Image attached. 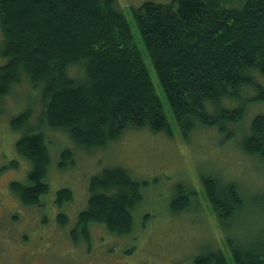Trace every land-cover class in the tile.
Listing matches in <instances>:
<instances>
[{"label":"trees","instance_id":"1","mask_svg":"<svg viewBox=\"0 0 264 264\" xmlns=\"http://www.w3.org/2000/svg\"><path fill=\"white\" fill-rule=\"evenodd\" d=\"M132 15L181 133L217 126L230 138L247 107L264 103V0L144 1ZM0 30V55L6 59L0 66V99L26 75L42 108L37 118L26 109L11 119L19 133L15 153L29 164L31 187L12 183L25 204L35 205L49 189L52 141L46 130L66 133L81 149L115 141L128 127L170 135L117 0H0ZM242 143L245 154L264 163V114L253 116ZM59 151L58 167L71 165L73 151L65 146ZM199 178L221 225L253 204L232 180L210 173ZM89 186L86 207L69 233L74 245L90 246V228L97 224L111 235H129L131 213L147 181L109 169L92 177ZM175 190L170 211L178 213L190 207L196 192L182 185ZM56 195L58 206L72 199L65 187ZM257 198L258 209L264 191ZM56 218L62 227L68 224L65 213ZM227 243L234 264H264V238L245 243L229 237ZM193 264L226 261L215 250L197 255Z\"/></svg>","mask_w":264,"mask_h":264},{"label":"rangeland","instance_id":"2","mask_svg":"<svg viewBox=\"0 0 264 264\" xmlns=\"http://www.w3.org/2000/svg\"><path fill=\"white\" fill-rule=\"evenodd\" d=\"M117 1L158 95L170 126V135L163 131L152 132L145 127H128L115 141L102 147L81 149L67 138L66 133L45 129L52 141V164L47 171L49 189L44 201L53 211L47 213L46 221L40 227L36 221L41 219L43 204L24 211L15 231L1 237L5 262L20 264L21 259L26 263L24 256L21 258V251L26 246L17 248L13 240L21 231L44 230L52 239V248L46 255L50 264H193L197 255L215 250L224 254L226 264H234L227 238L245 243L264 238V205L257 209L255 202L264 191V187L260 189L264 186V163L245 154L242 148L251 119L256 114H264V103L247 107L241 125L231 129L233 135L230 138H226L217 126H194L188 135L181 133L132 15V8L144 1L164 4L170 0ZM1 40L0 30V43ZM5 60L0 55V66ZM261 82L264 85V78ZM37 96L38 91L30 87L28 76L22 75L10 93L0 99V172H3L0 185L10 179L22 182L26 178L29 164L15 153L19 133L12 130L11 119L26 109L37 118L42 110ZM240 104L239 101L234 103L235 106ZM34 124L37 125V119ZM64 146L73 151V163L58 167L59 150ZM109 169L125 170L134 180L148 183V187L142 189L140 203L131 213L134 228L129 235L115 236L107 233L104 226L92 225L88 236L90 242L87 243L90 246L82 242L74 245L69 233L74 229L77 214L86 207L91 178ZM204 173L236 182L241 187L242 197H250L249 203L252 199L253 204L236 214L227 225H221L201 187L199 177ZM178 185L195 191L196 195H192L193 203L189 208L175 213L170 211V203ZM62 187L71 191L72 199L57 209L53 193ZM258 187L259 192L256 191ZM60 211L68 217V224L64 227L55 217ZM27 222H34V226H28ZM42 226L46 227L42 229Z\"/></svg>","mask_w":264,"mask_h":264},{"label":"flooded vegetation","instance_id":"3","mask_svg":"<svg viewBox=\"0 0 264 264\" xmlns=\"http://www.w3.org/2000/svg\"><path fill=\"white\" fill-rule=\"evenodd\" d=\"M2 166H0L1 168ZM29 171V170H28ZM3 172H0V174ZM28 173V172H27ZM27 173L26 178L22 180V182H19V184L24 187V189H29L31 187L30 183L27 182ZM15 182L13 179H10L7 181V183H4L3 185H0V264H8L5 262L4 257V249L3 245L4 242L2 241V236H7L9 231L13 233L17 227L18 222H20V219L23 216L24 211H28L30 209H33V207L36 208V206L43 204L42 211L43 214L41 216V219L36 221L37 225L40 227L42 225V222L46 221L47 213H51L53 210H51L49 207H46V202L44 201L45 194H42L41 197L38 200V203L27 205L24 203L23 198L18 194V191L16 190L15 186L12 185V183H18ZM58 189L53 193L55 195L54 197V207L57 209L61 208L57 204H55V200L57 199V193ZM62 213L56 212V216ZM55 216V217H56ZM43 217V219H42ZM28 226L33 225L34 222H27ZM44 225V224H43ZM46 226H42V229ZM28 230V229H26ZM25 232V233H24ZM21 231V234H17L15 239L13 240V243L15 247H20L21 245H25L26 248L21 251V258L24 256V261L26 263L21 262L20 264H50L49 261L46 259V255L49 254V249L52 248L51 245V237L47 236V234L42 231ZM54 264V263H52Z\"/></svg>","mask_w":264,"mask_h":264}]
</instances>
